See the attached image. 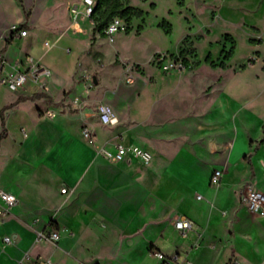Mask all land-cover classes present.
<instances>
[{"label": "crops", "instance_id": "0c3cea01", "mask_svg": "<svg viewBox=\"0 0 264 264\" xmlns=\"http://www.w3.org/2000/svg\"><path fill=\"white\" fill-rule=\"evenodd\" d=\"M49 4L0 0V52L9 61L31 54L52 72L45 91L30 81L18 90L0 85V188L19 199L6 214L0 199V264L21 259L33 264L39 257L56 264H102L88 261L83 250L109 240L140 242L144 257L159 249L203 264L190 253L206 239L229 257L235 253L242 264H264V216L249 212L241 201L249 186L264 191V123L260 135H253L257 95L240 86L239 75L251 65L236 67L230 78L221 75L230 61L222 67L200 60L183 72L150 66L131 85L123 81L124 72L112 86L99 74L93 84L67 81L43 62L40 49L46 46V52L66 35L76 39L65 30L54 43L42 42L40 34L55 31L32 29L46 22ZM18 24L27 35L7 39L6 30ZM29 36L25 49L22 41ZM203 62L218 75L202 76ZM102 102L115 109V123L100 121ZM86 125L92 138L82 132ZM116 143L146 149L152 159L144 163L129 152L112 161L99 153L101 146L116 151ZM216 168L223 176L213 186ZM183 215L198 224L200 235L176 228ZM53 229L59 232L56 242L37 240L38 231ZM7 235L13 242L4 241Z\"/></svg>", "mask_w": 264, "mask_h": 264}, {"label": "rangeland", "instance_id": "374dc122", "mask_svg": "<svg viewBox=\"0 0 264 264\" xmlns=\"http://www.w3.org/2000/svg\"><path fill=\"white\" fill-rule=\"evenodd\" d=\"M72 1L50 0V6L45 10L46 22L39 21L32 26V29L45 27L56 32L40 34L42 42L47 39L54 43L57 32L65 30L76 39L66 35L46 52V46L40 49L45 53L43 62L67 81L82 78L85 71L99 74L111 86L128 68L137 75H144L145 68L148 70L150 66L164 72H183L194 68L208 55L219 63L233 48V55L226 60L227 63L230 61L231 67L221 70V75L230 78L236 67L235 70L240 71L243 65H251L239 75L242 77L240 86L257 95L253 135H260L261 124L264 123V0H123L125 5L143 9L144 15L127 20V26L115 36L114 41L94 29L99 12L93 19L94 23L84 20L69 29L73 22L68 10ZM51 20L53 24L49 25ZM163 21L169 23V33L166 31L168 25H161ZM31 39V36L24 38L22 47L28 49ZM182 49H186L185 55L181 54ZM218 72L205 65L201 69L206 79L214 78ZM261 223L264 225V220ZM241 241L253 245L248 238ZM142 248L140 242L126 244L109 240L103 245L85 247L83 254L93 263L136 264L142 260V264H156L152 252L142 256ZM247 256L246 253L242 255V260ZM190 257L203 264H235L238 261L242 264L235 253L229 257L228 253L221 251L220 244L212 246L207 239L198 252L190 253ZM122 258L127 263H121Z\"/></svg>", "mask_w": 264, "mask_h": 264}, {"label": "built area", "instance_id": "2783aa9c", "mask_svg": "<svg viewBox=\"0 0 264 264\" xmlns=\"http://www.w3.org/2000/svg\"><path fill=\"white\" fill-rule=\"evenodd\" d=\"M97 0H76L71 3L69 10L71 13L72 21L79 22L81 20H93V14L95 13ZM127 26V21L121 16H114L105 28L106 36L114 41L115 36L118 35ZM28 30L18 25H11L6 30L5 37L7 39H14L26 36ZM183 67V66H182ZM51 70L37 61L33 55L27 54L24 58L15 59L9 61L0 52V85L5 84L11 90H18L23 87L27 82L34 83L40 90L45 91L48 88V80L51 76ZM82 78L86 81H90L92 84L95 82V75L88 71L82 73ZM137 79V73L128 68L123 75V81L126 84H134ZM91 84V85H92ZM97 113L100 121L103 124H112L117 121V113L112 105L102 102L97 106ZM52 115V111H49ZM83 134L87 138L93 137V131L86 125L82 130ZM104 157L112 161H119L123 159L127 153L131 152L135 157L139 158L144 163H149L152 159V154L140 147H128L123 143H116V151H112L105 146H101L98 149ZM223 176V169H214L210 184L213 186L219 185ZM64 191L66 188L63 189ZM199 198L202 195H198ZM0 199L4 202L2 213L6 214L15 205L18 204V197L7 190L0 188ZM241 201L243 205L247 207L252 213H256L264 216V191L256 187L249 186L241 194ZM226 214L225 211H223ZM175 226L181 232L186 233L189 230H194L200 235L198 224L190 217L183 215L175 220ZM59 239V232L56 229L50 231H38L37 240H46L50 242H56ZM6 243L13 242V238L9 235L4 237ZM153 255L157 258L158 264H196L187 257L181 255L179 252L166 253L162 250H153ZM18 264H24L21 259ZM33 264H56L50 257H39Z\"/></svg>", "mask_w": 264, "mask_h": 264}, {"label": "trees", "instance_id": "16d2710c", "mask_svg": "<svg viewBox=\"0 0 264 264\" xmlns=\"http://www.w3.org/2000/svg\"><path fill=\"white\" fill-rule=\"evenodd\" d=\"M97 12L100 13V16L96 17L97 22L94 26V29L97 31H101L103 33H105L106 26L114 16H121L126 21L127 20L130 21L133 16L144 15L143 9L132 5H125L123 0H97L95 13L93 14V19H95V15ZM164 23L168 25L166 31L169 33L171 31L170 25L166 21H163L161 25H163ZM234 42L235 41L233 40V43ZM186 53H187L186 49L181 50V54L185 55ZM233 53H234V49L232 48L230 51L225 53L224 58L219 63H216L215 61L211 60L209 55L206 57L205 60L211 63L212 66L220 65L222 67H226L227 66L226 60H228L233 55ZM185 62L186 64H188L187 59ZM252 63H254V61ZM242 67L245 66L243 65ZM263 142H264V137L260 140V143Z\"/></svg>", "mask_w": 264, "mask_h": 264}]
</instances>
